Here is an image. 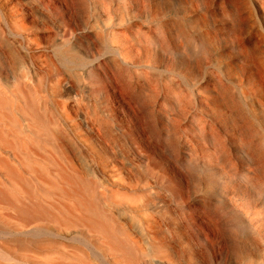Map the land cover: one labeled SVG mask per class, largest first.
Returning <instances> with one entry per match:
<instances>
[{"label":"bare ground","instance_id":"bare-ground-1","mask_svg":"<svg viewBox=\"0 0 264 264\" xmlns=\"http://www.w3.org/2000/svg\"><path fill=\"white\" fill-rule=\"evenodd\" d=\"M228 1L260 30L216 72L215 0H0V264H264V0Z\"/></svg>","mask_w":264,"mask_h":264},{"label":"rangeland","instance_id":"rangeland-1","mask_svg":"<svg viewBox=\"0 0 264 264\" xmlns=\"http://www.w3.org/2000/svg\"><path fill=\"white\" fill-rule=\"evenodd\" d=\"M215 2L217 3V5H215L214 7L215 16L212 19V23L210 24L208 31L210 32L211 42L215 45L216 48V54L212 56V64L214 65L213 70L216 72H221L225 70V64L228 65V62H231L235 67H239L242 61H249L250 52L253 50V44H255V40L248 35V25L250 24L253 26H257V23L250 20L249 22H240L237 17V7L235 3H232L228 0H215ZM257 28L260 30L258 26ZM216 59L217 62H215ZM120 84H117L116 90L121 94L122 99H126L128 92L122 89V85L120 86ZM137 87L138 92L142 93L139 89V84H137ZM229 95L231 96L230 85L228 83V96ZM131 106L134 107V105L132 104ZM197 110L198 112H200L199 106L197 107ZM236 119L243 120L242 115L228 108V120L230 121V123H232L233 121L235 122ZM214 124L216 125V127L221 128V125H219V123ZM238 124V127H240L241 129H245L246 126L242 121ZM183 146L185 147L184 144ZM234 158L236 159V161H239L238 154H236V157L234 156ZM216 250L217 248H210L209 251L210 256L214 259L218 255V253H216ZM217 257L221 260H219L220 264H228L230 257L228 251H223L221 253V257L219 255Z\"/></svg>","mask_w":264,"mask_h":264}]
</instances>
